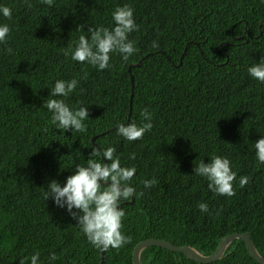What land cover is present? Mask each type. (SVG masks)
<instances>
[{"label": "trees", "instance_id": "obj_1", "mask_svg": "<svg viewBox=\"0 0 264 264\" xmlns=\"http://www.w3.org/2000/svg\"><path fill=\"white\" fill-rule=\"evenodd\" d=\"M125 4L139 26L128 37L138 51L127 61L114 52L110 67L98 70L70 51L65 56L80 35L90 38L89 28L113 26V11ZM3 6L12 17L0 12V24L10 26L0 43V264H31L37 252L38 264L101 263L102 250L66 208L44 199L50 181L63 186L93 158V147H115L121 165L136 169V195L121 202L130 242L105 251L104 264H134L135 246L148 238L210 255L234 232L248 233L264 257V164L255 149L264 137V82L248 73L264 57V0H0ZM72 78L80 79L73 93L50 96L57 80ZM50 98L87 106V131L57 128L44 106ZM143 109L152 113V130L142 140L119 136L120 123L144 122ZM212 155L230 160L234 196L213 193L193 172ZM241 176L248 177L244 188ZM153 178L156 185L145 188ZM201 202L211 215L198 209ZM141 262L202 264L159 246L147 247ZM209 264L261 263L236 239Z\"/></svg>", "mask_w": 264, "mask_h": 264}, {"label": "clouds", "instance_id": "obj_2", "mask_svg": "<svg viewBox=\"0 0 264 264\" xmlns=\"http://www.w3.org/2000/svg\"><path fill=\"white\" fill-rule=\"evenodd\" d=\"M25 2L27 3V0ZM41 2L52 6L54 0H41ZM28 7L31 8L32 5L28 4ZM0 12L5 18L11 19L12 11L9 7H0ZM112 19L114 25L111 27L100 25L89 28L90 38L80 35L75 47L69 46L64 53L65 56L70 51L73 60L87 62L98 70L110 67V56L114 52L121 54L122 59L127 61L138 51L134 42L128 38L130 33L139 28L134 20V9L128 4L117 6L112 13ZM82 28L83 26H80L77 30L82 31ZM9 32L8 24H0V43H7ZM152 46L160 47L157 41H153ZM5 51L11 53L13 50L8 47ZM248 73L251 77L264 82V57L258 63L251 65ZM87 75L85 72L82 79H87ZM79 83L78 78L57 80L50 96L68 97L77 89ZM44 106L52 113V123L57 128L75 132L87 131V125L84 123L89 118L87 106L72 108L64 99L55 98L48 99ZM141 116L144 118L141 125L135 122L120 123L116 128L117 134L128 141L142 140L145 133L152 130L153 123L152 113L147 109L141 111ZM255 149L258 162L264 164V137L255 142ZM90 155L93 158H89L86 164L76 165L74 173L66 178L63 186L58 181L51 180L44 193V199L51 198L56 206L66 208L77 221V225L91 246L104 251L109 248L118 251L131 239L121 231L122 219L126 216L121 202L128 201L136 195V189L131 185L136 169L121 165L115 147H107L103 151L93 147ZM131 158H135V153L131 154ZM105 160L108 162H104ZM193 172L208 180V188L213 193L228 197L235 195L233 182L237 174L232 171L231 162L227 157L212 155L208 163L201 159L194 165ZM156 183L155 178L143 181L145 188L154 187ZM247 184L248 177L241 176L239 186L244 188ZM197 207L202 213L211 215L207 203H198ZM39 257V252L32 255L31 264H38ZM49 259L55 261L56 254L50 253ZM21 264L24 262L21 261Z\"/></svg>", "mask_w": 264, "mask_h": 264}, {"label": "water", "instance_id": "obj_3", "mask_svg": "<svg viewBox=\"0 0 264 264\" xmlns=\"http://www.w3.org/2000/svg\"><path fill=\"white\" fill-rule=\"evenodd\" d=\"M142 61H143V59L140 60L137 64H131L129 67V71H131V69L133 67L139 66L142 63ZM131 79L133 80V76L131 77ZM125 203H127V201ZM236 239H240V240L244 241L249 253L251 254V256L257 262L264 264V257L260 254V252L256 248L254 242L250 238L249 234L246 232H241V233L240 232H234L232 234H228V235L222 237L219 241V244H218L216 250L210 255H204V254L200 253L194 247H191L188 245L179 246V245H175L174 243L163 240V239L148 238V239L140 241L136 245V247L133 251V263L134 264H142V262H141L142 252L147 247L159 246V247H163V248H166L168 250H171V251L181 252L185 256H187L188 258H190L194 261H197L199 263L209 264V263H213V262H216V261L222 259L226 250L229 248V246L232 244V242L235 241ZM104 260H105V251L102 250V252H101V263L100 264H104Z\"/></svg>", "mask_w": 264, "mask_h": 264}]
</instances>
